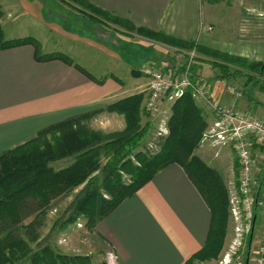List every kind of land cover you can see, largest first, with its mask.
Listing matches in <instances>:
<instances>
[{
  "label": "crops",
  "instance_id": "crops-1",
  "mask_svg": "<svg viewBox=\"0 0 264 264\" xmlns=\"http://www.w3.org/2000/svg\"><path fill=\"white\" fill-rule=\"evenodd\" d=\"M10 1L0 2V22L6 38L32 37L39 42L42 53H63L58 50L59 47H52V44L50 51H46L49 47L47 44L41 45L43 38L40 32L43 27L47 25L53 30L58 24L55 21L60 11L55 3L57 1L13 0L12 7ZM88 1L137 27L194 41L210 49H217L214 43L221 42L218 33L212 32V11H203L204 0ZM49 2L52 12L57 11V14L48 12ZM63 11L67 18L73 15L80 19L84 16L79 12ZM51 18L55 20H49ZM100 24L109 26L107 22ZM114 26V33L119 37L120 45L116 47L118 51L111 50L112 43L108 40L107 32L98 31L96 39L80 34L84 41L90 42L86 48L94 49L98 53V59L103 58L104 63L107 61L106 69L96 73L86 67L96 64L90 60L95 55L82 49L71 56L73 63L62 59L38 60L36 48L30 43L0 50V153L33 140L44 128L70 118L91 115V118L84 120L87 125L95 122L96 118H112L119 122L117 129L121 130L126 125L124 115L109 112L105 108L117 100L142 93L143 109H146L150 93L149 78L139 67L147 63L161 64L167 70L183 67L184 60L179 57L178 48L134 30L129 31L116 24ZM67 29V32L70 30L77 34L74 27L67 26ZM63 30L64 28L60 32ZM224 52L230 53L227 50ZM111 59L119 67H110ZM206 59L208 60L204 56V60ZM196 61L193 68H196L199 80L203 81L213 95L230 102L231 96L226 91L225 80L218 76V70L212 69L209 62L200 59ZM75 64L80 65L92 78L77 69ZM207 66L209 70L205 68ZM248 86L244 88V96L236 101V107L243 112L251 111L264 119V101L252 98L247 91ZM255 90L263 91L264 87H255ZM193 97L203 109L209 123L207 129H210L216 119L213 110L205 100ZM173 104L174 102L163 100L155 114L144 109L142 123H152L153 117L166 119V127L163 128L167 136L170 132L169 120ZM202 140L203 146L197 148L196 154L218 169L214 158L209 156V150H213V157L216 158V149L210 144H204ZM229 148L234 150L230 144L222 147L217 155L223 157L222 153H228ZM254 148L257 152L260 151L257 142H254ZM227 157L231 156H226V160ZM260 170L262 171H257V175L264 177V159ZM211 220V207L197 184L181 164L171 163L157 172L136 194L126 198L100 220L95 232L100 251L105 253L108 249L112 250L117 255V264H185L205 246Z\"/></svg>",
  "mask_w": 264,
  "mask_h": 264
},
{
  "label": "trees",
  "instance_id": "trees-1",
  "mask_svg": "<svg viewBox=\"0 0 264 264\" xmlns=\"http://www.w3.org/2000/svg\"><path fill=\"white\" fill-rule=\"evenodd\" d=\"M59 1L72 6L74 11L94 22H111L148 38L163 40L178 49L195 48L199 56L207 55L205 57L214 61L212 64L218 69V76L224 80L237 79L243 75V70L257 69L254 82L264 83V62H252L194 41L137 27L128 20L112 16L88 0ZM29 43L35 46L38 60L62 59L73 63L69 55L61 52L42 53L40 44L32 37L6 38L0 22V50ZM74 66L92 78L80 65ZM193 71L197 74L195 67ZM260 86L264 87V84ZM143 99L144 95L138 93L106 106L105 110L124 115L126 125L121 130L104 132L86 123L84 125V120L91 118V115L70 118L44 128L35 139L0 153V264H88L85 256L58 253L50 246L33 250L30 238L27 239L18 231L17 225L23 218L24 209L31 203L34 210L46 212L54 199L82 187L72 201L71 213L62 221L60 229H66L78 215H85L89 227L94 229L100 220L171 163H179L186 169L212 211L205 246L185 264L220 259L231 216L230 198L220 172L196 154L209 126L204 111L188 90L172 105L169 134L150 137L148 134L152 123H142L145 109ZM69 157L73 158V162L64 168L56 169L52 165L54 161ZM104 159L106 161L103 164ZM97 171H101L102 175L97 176ZM123 171L131 176L127 182L122 177ZM98 185L111 194V199L100 197ZM258 214L256 208L253 233L259 223ZM37 221L34 219L28 226L32 229ZM101 264L107 263L104 261Z\"/></svg>",
  "mask_w": 264,
  "mask_h": 264
},
{
  "label": "rangeland",
  "instance_id": "rangeland-1",
  "mask_svg": "<svg viewBox=\"0 0 264 264\" xmlns=\"http://www.w3.org/2000/svg\"><path fill=\"white\" fill-rule=\"evenodd\" d=\"M1 1L2 0H0V2ZM53 1L58 2L55 3L58 4L60 11H58V17L56 18V20L54 18H51L49 20L54 19L55 21H58V24L56 23V26L53 27V30L47 27V25L43 27L44 29L40 32V35L43 38V43H41V45L47 44L49 47L46 48V51H50V45L52 44V47H59L58 50H61L66 55L68 54L70 57L73 55L75 56L76 52H81V49L82 51L85 50L86 53L90 51L91 55H95V58L92 59L90 57V60L95 61L96 64L93 67H86H88L94 73L106 69L107 61L106 63H104L103 58L98 59V53L94 49L88 50L86 46L90 45V42L87 40L84 41L80 34H84L88 38L91 37L93 39H96V33H98V31H101V33L107 32V35H109L108 40L112 43V45H110L111 50L118 51L116 47H119L120 45L118 43L119 37H117V34L114 33V24L109 22V26H104L100 23L87 19L88 17L86 18L85 15V17L82 16V18L80 19H77V17H73V15L67 18L64 14L65 11L63 10H66L67 12H77L74 11L72 6L67 5L64 2H61L59 0ZM13 4L14 1L11 0L10 6L12 7ZM47 4V8L49 9L48 12L51 14H57V11L52 12V5H50V2ZM202 8L203 11L206 12L212 11L210 16V19L213 21L212 23L214 25V30L212 32H217V35H219L221 39V42L217 41L216 43H214L217 48L215 50L220 49L223 50V52L224 50H227L230 52V54L238 57H244L252 62H264V0H204ZM67 26L74 27L77 31V34L70 32V30L67 32ZM63 28V32H60ZM95 28H98V30H96ZM57 29L59 31H56ZM75 36L76 38H73ZM83 45L85 47H83ZM201 56L199 57L198 54L196 60L198 61V59H200L203 62H209L211 68L215 69V66H213L212 64L214 62L212 61V59L204 60V56L207 55ZM72 58L73 57H71V59ZM109 58H112V56ZM72 60L74 61V59ZM110 61V67H119L115 66L114 59H111ZM151 65L154 66L156 70L161 67V64L157 63H147L139 67L141 72L149 78V91L152 90V81L150 76L144 73V69ZM206 65H208V63ZM205 68L209 70L208 66ZM256 71L257 69H250V71L243 70V75L238 76V78L235 80L239 81V84L243 88L249 85L247 91L252 98L264 101V90H255V87L264 84L263 81H260V83L258 84L254 82ZM251 79L253 81H251ZM147 102L148 100L146 101V103ZM249 113L258 117L257 114H254L251 111H249ZM164 122H166V119L163 120V118L160 117H153L152 127L148 135L152 137V135L154 136L155 134H158L161 128L166 127V124H164ZM83 124L85 125V123ZM118 124L119 122L114 121V119L112 120V118H109V120H100V118H96L95 122L93 121L92 123L86 125L97 130L109 132L120 130L117 129ZM200 145L203 146V144H201V141ZM228 151V153L223 152V157H221L217 155L218 151L216 149L215 156L217 157L215 158L213 157V150H209V156L211 155L212 158H214V164L217 165V170L222 175L224 182H226L230 198L234 186L238 184L237 180L239 175V162L236 151L232 148H229ZM226 156H231L227 157V160L229 161L226 160ZM105 161L106 159L103 160V164L105 163ZM72 162L73 158L69 157L54 161L52 162V165L56 169H60L70 165ZM95 174H97V176H101L102 172L97 171ZM122 177L126 182L131 178V176L125 171L122 172ZM81 188L82 187H79L75 191L69 193V195L54 199L46 209V212H43L41 209L34 210L33 204L30 203V205L24 209L23 218L17 225L18 231L25 235L27 239L30 238V245L35 251L42 247L50 246L58 253L85 256L87 258L88 264H101L105 261V253L100 251L97 235L95 232L96 229H91L89 227L88 218L85 215H78L66 229H60L62 221L71 213L70 205ZM97 188L100 190V197H103L105 200L111 199V194L104 187L101 188L100 185H98ZM34 219L38 220L37 225L31 229L28 224ZM260 221L261 219L259 217L257 223H260ZM260 228V225H258L254 239H256L257 235L260 233ZM234 235V223L232 218L229 217L225 244L220 259L212 260L209 262L210 264H219V261L224 256L229 244L234 239ZM256 245L257 244H255L254 247H256ZM209 263L202 262L201 264ZM23 264H29V262H24Z\"/></svg>",
  "mask_w": 264,
  "mask_h": 264
},
{
  "label": "built area",
  "instance_id": "built-area-1",
  "mask_svg": "<svg viewBox=\"0 0 264 264\" xmlns=\"http://www.w3.org/2000/svg\"><path fill=\"white\" fill-rule=\"evenodd\" d=\"M178 54L184 60L183 67L167 70L161 66L156 70L151 65L144 69V73L152 81L146 110L155 114L163 100L175 102L188 90L193 96L209 104L216 119L214 125L204 133L203 143L212 145L217 151L231 144L240 165L238 184L230 195V217L234 223L235 235L219 264H246L250 233L254 231V219L257 216L256 208L261 219V230L256 239V230L253 233L249 264H264V177L257 175V171H262L260 167L264 159V119L237 109L236 101L244 96V88L239 81H225L231 101H224L213 95L194 73L193 66L198 56L196 49H179ZM165 133L164 128H161L158 134L162 136ZM254 142L259 144V152L255 150ZM104 259L107 264L118 263L117 255L109 249L105 252Z\"/></svg>",
  "mask_w": 264,
  "mask_h": 264
},
{
  "label": "water",
  "instance_id": "water-1",
  "mask_svg": "<svg viewBox=\"0 0 264 264\" xmlns=\"http://www.w3.org/2000/svg\"><path fill=\"white\" fill-rule=\"evenodd\" d=\"M255 222V219H254ZM252 240H253V230L248 242V253H247V258H246V264H249V256H250V252H251V248H252Z\"/></svg>",
  "mask_w": 264,
  "mask_h": 264
}]
</instances>
